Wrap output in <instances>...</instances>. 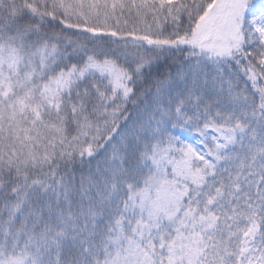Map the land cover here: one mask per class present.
Returning <instances> with one entry per match:
<instances>
[{
    "label": "snow or ice",
    "instance_id": "6c2138e0",
    "mask_svg": "<svg viewBox=\"0 0 264 264\" xmlns=\"http://www.w3.org/2000/svg\"><path fill=\"white\" fill-rule=\"evenodd\" d=\"M0 264H264V0H0Z\"/></svg>",
    "mask_w": 264,
    "mask_h": 264
}]
</instances>
